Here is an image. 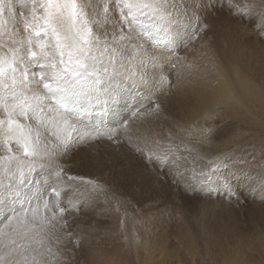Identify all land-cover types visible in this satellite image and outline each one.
<instances>
[{"label": "snow or ice", "instance_id": "6c2138e0", "mask_svg": "<svg viewBox=\"0 0 264 264\" xmlns=\"http://www.w3.org/2000/svg\"><path fill=\"white\" fill-rule=\"evenodd\" d=\"M21 3L30 9L31 21L24 20L29 35L19 41L21 48L13 46L15 32L0 41V264H49L57 255L50 247L51 241H59L57 225L61 220V228L68 223L67 210L56 199L66 193L54 186L64 175L54 164L75 142L67 130H77L92 103L115 102L121 90L144 88L163 95L167 78L157 79L163 53L149 54L137 43L143 33L134 25L153 21L152 48H163L180 8L175 0ZM227 6L233 14L248 8L244 0H227ZM3 10L0 0V13ZM258 27L264 34V22ZM219 131L201 129V134ZM223 164L222 159L215 167ZM43 170L47 179L34 178Z\"/></svg>", "mask_w": 264, "mask_h": 264}, {"label": "rangeland", "instance_id": "374dc122", "mask_svg": "<svg viewBox=\"0 0 264 264\" xmlns=\"http://www.w3.org/2000/svg\"><path fill=\"white\" fill-rule=\"evenodd\" d=\"M19 1L15 0L11 3L10 0H3L4 10L0 13V41L7 40L8 34L15 32L17 43L13 46L16 48H21L19 41L29 35V32L25 31L24 20L32 19L29 7L23 8ZM252 2L253 0H244L248 8L243 14H233L227 6V0H221L223 7L217 0H200L199 4L203 6L196 7L195 11L200 13L207 11L214 19H232L239 27L251 24V20L254 19V23L248 29H257L262 22L264 10L260 13ZM209 4H214L215 7H208ZM189 22L184 42L180 41L172 53L175 57L172 58L173 61L202 38L204 43L209 39V30H212V26L204 25L201 20L200 27L196 24L198 20H189ZM153 23L151 20L144 19L134 27L143 35H153L156 34ZM173 43L176 44L174 41ZM203 54L209 55V53ZM238 54L239 59H242L241 53L238 52ZM204 61L203 59L200 62L205 63ZM181 88L182 85L175 86V92L182 94ZM242 93L240 91L236 94L240 96L242 109L232 108L226 111L220 106L215 108L218 114H216V125L209 122L210 128H219L224 136L215 139L214 135H210L209 139L219 144L218 148L222 156L219 157L220 153L214 152L210 159H205L204 162L203 158L198 159V156L191 153L190 148L185 144L179 146L176 144L172 147L168 145L172 152L175 150L181 155V161L186 170H184L185 173L181 172V175L178 171V163L175 162L176 158L168 155L169 162L173 163L172 166L170 164V168H175L178 174L176 171H170L165 175L161 174L160 178L156 179L155 176V179L160 181L157 186L158 181L147 175L151 174L152 168L156 171L157 167L155 162L153 163V158H149L151 156L146 152L145 147L117 146L116 136H111V139H109L110 136H101L96 139L91 136L94 139L93 143L84 142L87 140L83 139V142L73 145L71 151L54 164V167L64 169V175L54 186L61 193H66L56 199L67 210L64 216L68 223L61 228L60 225L64 224V220H61L57 225L56 234L59 236V241L50 242L53 253L57 255L49 260V264H145L142 258L144 248L139 250L132 248L130 241H126L121 234L130 235L129 225L125 222L130 221L134 215H140L143 209L148 211L150 207L155 206L153 208L155 210H152L154 213H163L159 216L153 214L150 217L155 216L156 221L157 219L159 221L163 218L158 217L165 215L164 224L167 223L168 227L166 232L170 236L174 249V254L171 256L168 254L165 264H243L235 256L229 257V250L237 246V243L249 246L248 255H246L250 261L249 264H264V214H262L264 213V118L259 111L263 109L262 98L254 103L243 97ZM153 104L148 102V104L140 105L135 115L138 111L141 113L142 109L150 110ZM128 124V122L125 124V128ZM222 127L226 129H221ZM115 133L116 130L111 131L112 135ZM163 149H166L167 153H172L168 151L167 146ZM0 154H3L2 150ZM191 154L199 160V167ZM174 156L178 157L177 154ZM222 159L223 166L216 168L215 165ZM210 165L214 166L211 172ZM205 172L206 175H204ZM133 175L137 179L134 185L139 187L138 191L129 183ZM212 175L215 179L209 185L210 190L205 191L202 189V182L198 180L210 179ZM69 176L75 179L70 180ZM141 176H147L148 181H154V184L141 182ZM35 177L47 179V171H39L34 174ZM52 180L55 181V177ZM150 187H152V193L150 189H146ZM129 188L136 196H130L132 192ZM133 202H135L133 209L136 212L129 215L133 210L131 208ZM166 204L170 205L169 210L174 208L173 212L167 209L162 210ZM128 215L132 217H127ZM161 227L162 230L165 228L164 225ZM115 229H118L122 237L120 241L112 236ZM187 231L192 235L209 232L210 237L208 240L203 236L198 237L197 239L200 240H196L194 244L183 243L179 235L180 232ZM130 237L133 241V236ZM145 240L146 238L143 237L142 241ZM207 242H210L209 251L217 254L216 257H204L205 245L202 243ZM121 251L126 258L121 259ZM154 258H152L153 261H155Z\"/></svg>", "mask_w": 264, "mask_h": 264}, {"label": "bare ground", "instance_id": "6f19581e", "mask_svg": "<svg viewBox=\"0 0 264 264\" xmlns=\"http://www.w3.org/2000/svg\"><path fill=\"white\" fill-rule=\"evenodd\" d=\"M10 1L13 3L15 0ZM199 1L200 0H175L179 5L180 11L178 14H174V23L169 26L171 35L163 48H152V44L154 43L153 37L156 34L143 35L142 40L136 41L142 44L149 54L163 53L164 58L159 61L157 71V79L159 76L167 78L162 86L163 95H160L159 92L153 93L144 88L128 89L121 90L115 102L109 101L106 104L92 103L89 106V110L82 113L81 122L76 125L77 130L73 131L71 128L67 130L72 133V137L75 141L72 146L83 142V139L87 140L84 142L93 143V138L116 136L115 143L117 146L135 148L137 146L145 147L147 148L146 152L153 158V163L155 162V167H157L156 171L152 168L150 171L151 174L147 175L156 180L170 171L177 172L175 168H170V164L172 166L173 163L169 162L167 158L168 155H172L174 159L176 158L175 162L178 163L179 166L178 171L180 173H185L184 170L186 169L181 161V155L175 152V150L172 152L170 146L185 144L190 148L191 153L198 156V159L203 158L204 162L205 159H210L214 152L217 154L221 152L218 148L219 144L217 142H211V140L209 141L211 138L210 135L207 137L203 136L201 134V129L210 128L209 122L212 125H216L217 109L215 108L222 106L226 111L232 108H241L240 96L236 95L238 92L242 91V96L246 97L248 101L249 99L250 101H254V103H257L258 99L262 98L263 109L259 111L262 118H264V34L260 32L258 29L259 27H257V29H248L250 28L249 26H252L254 23V19L251 20V24L249 23L250 25L247 24L248 26L243 25L239 27L232 19H214L207 11H202V13H200V11H195V5L199 4ZM19 2L21 3V0ZM253 2V6L257 7L261 13V11L264 10V0H253ZM23 8H25V6H23ZM263 16L264 12L262 15V22H264ZM189 20H198L196 24L199 25V27L201 22H203L204 25L212 26V30H209V39L204 43L202 42L204 38H202L196 45L191 47L188 51L185 50L186 52L184 51L173 61L172 58L175 57H173L174 55H172V53L176 50L175 48L180 44V41L182 43L184 42L183 39L185 40V32H187L189 27V24H187ZM173 41L176 42L175 45ZM238 52L241 53L242 59H239ZM203 53H209V55L205 56ZM203 59L205 63L200 62ZM172 64H175L176 67L173 68ZM119 70L121 72L124 71V69ZM132 70L137 73L140 71L138 67ZM149 71H152L151 66H149ZM169 80L171 83L168 82ZM181 85L182 94H178L175 92V86L180 87ZM148 102H152L155 105L160 104L161 107L156 109L153 104L151 109L149 108L150 110H147L146 107V111L142 109L141 113L138 111L135 115L137 108L142 104H148ZM93 106L96 109H93ZM250 111L253 112L254 110L250 109ZM127 122L129 124L128 127L125 128ZM95 128H97V130ZM221 129L226 128L222 127ZM112 130H116L115 135H112L113 133L111 134ZM63 134L64 133L61 132V135ZM221 137L223 138L224 136H222L220 131L214 134L215 139ZM166 142H168V144H166ZM166 146L168 147V151L172 153H167V150L163 149ZM150 149L151 151H149ZM153 153L155 155H153ZM175 154H177L178 157H175ZM193 154H191V156ZM194 155L192 157L199 167V160L196 159ZM220 155L222 156L221 153L218 154L219 157ZM196 169L199 168L196 167ZM206 172L208 173V171ZM206 172L204 175H206ZM214 179L215 177L212 175L210 179L204 178L198 181L202 182V189L209 191V185ZM136 181V176L133 175L129 183L138 191L139 187L134 185ZM140 181L152 185L154 184V181H148L147 176H141ZM159 183L160 181L156 183V186ZM160 187L162 188L163 186ZM146 189H150L152 193V187ZM155 189H157V187H155ZM131 192L132 194L130 193V196H136L133 191ZM134 206L135 202L131 204V208L133 209ZM164 206L162 210H169V204ZM155 207H150L149 209L146 206V208L149 209L148 211L143 209L142 212L140 211V215H134L133 217L129 215L136 211H134V209L132 212L129 211L130 214L127 217L132 218H130V221H128V219V222L125 223L129 225L128 230L130 235L121 234L126 241H130V246H132V248L137 250H139V248H144L142 251V258L145 264H165L167 257L174 254L170 236L168 232H166L168 229L167 223L164 224L166 222L165 215L158 217L160 219L163 218V220L159 221L158 219L156 221L155 216L153 218L150 217L153 214L159 216L161 213H154L152 210H155L153 209ZM173 210L174 208L169 211L173 212ZM163 225L165 228L162 230L161 226ZM118 229H115L112 236L116 238L117 241H120L122 237H120ZM188 232L189 231L186 233L180 232L181 236L179 235V237L183 243L194 244V242H197L196 240H200L197 239L198 237L200 238L203 236L206 240L210 237L209 232H201L198 235H192ZM130 236H133V241ZM143 237L146 238L145 241H142ZM202 244L205 245H203V249H205L203 251L204 257L213 258L217 256V254L209 251L210 242ZM248 249V245L237 243V246L231 251L229 250V257L235 256L236 259L242 261L243 264H249L250 261H248L246 257V255H248ZM168 254L170 255L168 256ZM120 257L121 259L126 258L123 252ZM152 258H154L155 261H153ZM243 259H245V261H243Z\"/></svg>", "mask_w": 264, "mask_h": 264}]
</instances>
